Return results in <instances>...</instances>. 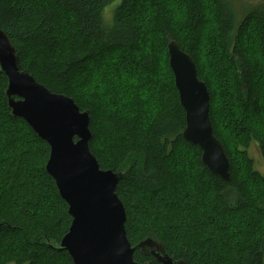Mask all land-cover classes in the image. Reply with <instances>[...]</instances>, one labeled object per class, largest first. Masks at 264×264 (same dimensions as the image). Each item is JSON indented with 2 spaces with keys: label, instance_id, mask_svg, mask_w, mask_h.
<instances>
[{
  "label": "trees",
  "instance_id": "obj_1",
  "mask_svg": "<svg viewBox=\"0 0 264 264\" xmlns=\"http://www.w3.org/2000/svg\"><path fill=\"white\" fill-rule=\"evenodd\" d=\"M165 2L0 0V28L23 70L90 112L92 153L102 169L125 173L117 194L135 261L163 264L138 245L152 236L174 264H264V176L253 171L249 152L255 141L264 155L258 132H264V53L256 55L245 42L251 23L264 27V8L251 9L235 36L239 16L229 0H184L180 17L163 9ZM207 28L217 47L208 44L205 56L195 31ZM171 40L193 57L208 86L214 134L230 161L228 180L212 173L202 150L183 138L186 115L170 67ZM115 52L132 54L139 73L121 68ZM99 57L106 63L91 71ZM127 84L131 93L121 94ZM7 87L8 77L0 74V264H74L55 244L72 217L46 170L50 146L11 115ZM88 88L96 90L92 100ZM223 93L238 118L224 113ZM245 163L257 188L243 176Z\"/></svg>",
  "mask_w": 264,
  "mask_h": 264
},
{
  "label": "water",
  "instance_id": "obj_2",
  "mask_svg": "<svg viewBox=\"0 0 264 264\" xmlns=\"http://www.w3.org/2000/svg\"><path fill=\"white\" fill-rule=\"evenodd\" d=\"M168 54L186 115L183 138L202 150V161L212 173L228 180L230 161L214 134L208 86L200 79L193 57L176 40L168 43ZM0 74L8 77L5 94L11 115L23 118L50 146L46 170L72 217L56 247L67 251L74 264H140L134 259L135 247L126 230V209L117 194L125 173L102 169L92 153L90 112L81 110L70 96L52 92L23 70L15 46L1 28ZM138 245L155 260L174 264L156 238L149 236Z\"/></svg>",
  "mask_w": 264,
  "mask_h": 264
},
{
  "label": "rangeland",
  "instance_id": "obj_3",
  "mask_svg": "<svg viewBox=\"0 0 264 264\" xmlns=\"http://www.w3.org/2000/svg\"><path fill=\"white\" fill-rule=\"evenodd\" d=\"M162 0H157L158 3H160ZM166 1V2H165ZM184 2V0H164L165 4L162 5L163 9H166L167 12H172V13H179V17L182 15L181 14V10L182 8H179L178 3L179 2ZM186 1V0H185ZM232 5L235 7V9L238 12V16H239V21L237 23V29L235 32V36L238 34V28L240 26V22L242 19H244V16L253 8H257V7H263L264 8V0H229ZM182 7V6H181ZM155 10L160 11L159 6H157L155 8ZM179 22V20H178ZM180 23V22H179ZM211 27H214V24L212 22ZM214 32L210 30V28H207V30L204 31H195V35L197 37V41H199L200 46L198 49L199 51H201L202 53H200L201 55H205L208 56V50H209V45H213L215 47H217V45L215 44V38H214ZM246 35L247 37H245V42H247V48H251L252 51L258 55H259V50L261 52V54L264 53V27L261 26V24L258 23H251L248 26V29L246 31ZM190 40H192V36L190 37ZM256 45V46H254ZM254 46V48H252ZM164 50V49H162ZM161 50V53H162ZM115 56H117L119 59L122 58V62L123 66L121 68H126V70H128L129 72H135V73H139V66H138V62L136 61V58L134 56H132V54H130L128 56V59L126 57V55H122L119 54L118 52H115L114 54ZM105 59L103 57H99L97 58V60H95L93 63L90 62L89 66L91 68V71L97 70L98 67H100L101 64H104ZM88 64V63H87ZM86 64V65H87ZM120 68V69H121ZM81 71V70H80ZM95 72V71H94ZM121 78H123L126 75L121 74L120 75ZM115 77V74L112 75L111 78ZM97 82V81H96ZM262 85H264V82L262 83ZM132 84H127L126 88L124 89V91H121V94L124 92H129L131 93L132 91ZM224 90H226V85H223ZM263 88V92H264V86H262ZM86 95L89 96L88 100H92L94 95L96 94V90H92L91 88H88L85 90ZM120 94V92H119ZM223 101H222V106L224 109V113L226 115L232 116L233 118L237 117L238 118V112H237V108H235V105L229 100V103L227 102V98L225 96V94L223 93ZM126 99H128V97H126ZM101 105V103L99 104ZM102 107V105H101ZM252 113H248V117L249 119L251 118ZM257 126V123L253 125V127L255 128ZM263 126V125H262ZM229 127V126H228ZM258 132L262 135H264V132L260 131L258 129ZM242 149V146H238V148H236L237 151L240 152V150ZM185 151V154L188 157V151L187 149H183ZM249 152L251 157L253 158V166L252 169L253 171H257L260 174H262L264 176V155L262 153V150L260 149V146L257 142H252V144L249 147ZM182 154H184V152H182ZM179 152L176 154V157L174 158L173 165H177L179 163ZM236 169L240 172V168L242 166H237L235 165ZM241 174V172H240ZM243 176L249 178V187H255L257 188L259 185H257L255 183V181L251 180L250 178V174L248 175V172L246 170V163L243 164ZM252 186V187H251ZM264 186H262L263 188ZM249 221H253L252 219H250ZM247 235L245 234L244 239H246Z\"/></svg>",
  "mask_w": 264,
  "mask_h": 264
}]
</instances>
